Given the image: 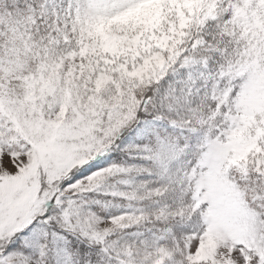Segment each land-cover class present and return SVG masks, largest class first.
<instances>
[{
    "label": "snow or ice",
    "instance_id": "obj_1",
    "mask_svg": "<svg viewBox=\"0 0 264 264\" xmlns=\"http://www.w3.org/2000/svg\"><path fill=\"white\" fill-rule=\"evenodd\" d=\"M0 264H264V0H0Z\"/></svg>",
    "mask_w": 264,
    "mask_h": 264
}]
</instances>
